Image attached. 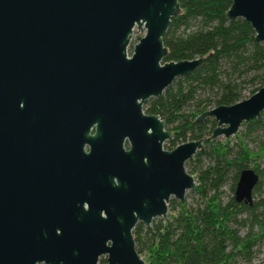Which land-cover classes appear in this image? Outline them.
<instances>
[{
    "label": "water",
    "instance_id": "95a60500",
    "mask_svg": "<svg viewBox=\"0 0 264 264\" xmlns=\"http://www.w3.org/2000/svg\"><path fill=\"white\" fill-rule=\"evenodd\" d=\"M177 12L176 0H0V264H145L132 230L195 190L184 166L202 148L164 150L170 132L142 110L213 53L162 61ZM225 15L264 44V0H230ZM263 112L264 86L195 121L228 139ZM257 182L241 170L234 202L251 205Z\"/></svg>",
    "mask_w": 264,
    "mask_h": 264
},
{
    "label": "trees",
    "instance_id": "16d2710c",
    "mask_svg": "<svg viewBox=\"0 0 264 264\" xmlns=\"http://www.w3.org/2000/svg\"><path fill=\"white\" fill-rule=\"evenodd\" d=\"M176 1L178 12L162 38L166 49L162 61L193 60L208 50L213 53L196 70L175 79L158 97L149 99L142 110L163 121L173 147L175 142H202V148L185 163L195 180L199 204L190 207L171 201L168 207L174 212L169 219L147 228L137 223L132 230L134 248L138 256L145 254V264H230L238 256L250 260L252 248L264 239V221L258 222L261 213L257 212L264 208V194L249 206L234 202L233 195L222 203L221 188L230 181L233 194L239 172L252 169L258 176L252 197L259 195L264 146L259 144L252 151L238 136L234 143L210 139L215 122L211 118L195 119L215 107L245 99L241 91L247 77L250 85H256L249 96L264 86V44L254 41L243 20L227 19L230 0ZM240 126L245 137L264 134V117L261 114L260 121L250 120ZM201 159L208 163L201 166ZM246 222L258 225V232L241 238L231 226Z\"/></svg>",
    "mask_w": 264,
    "mask_h": 264
},
{
    "label": "rangeland",
    "instance_id": "374dc122",
    "mask_svg": "<svg viewBox=\"0 0 264 264\" xmlns=\"http://www.w3.org/2000/svg\"><path fill=\"white\" fill-rule=\"evenodd\" d=\"M139 31L134 29L133 32H132L129 45H128L127 50H126V53H127L128 56L130 55V53L132 51V47H133V45H134V43L136 41V37L138 38L137 34H139ZM143 35H144V30L141 29L140 37H142ZM247 79H248V77L245 79L246 81H245V84L243 85L242 91H241V96L243 98L248 97L250 90L256 86V85H250L249 82L247 81ZM262 116L264 117V112L262 113ZM164 128L166 129L167 127H164ZM243 132H244V128L242 126H239L237 132L233 136L229 137L227 140H229L230 142L234 143L236 141V137L235 136H238L239 138H243V141L246 144L247 148L252 150V151L256 150V147L259 144H262L264 146V134L258 132L256 134H253L250 137H245V136H243ZM170 138L163 143L162 148L164 150H169L170 148L173 147L171 145V143L169 142ZM216 140L222 142L225 139L222 138V137H218V138H216ZM185 142H188V141H185ZM175 143H176V145L181 144L179 142H175ZM201 160H202L201 166H205L208 163V161L206 159L205 160L201 159ZM259 165L261 167L264 166V157H263V160L259 163ZM197 167H198V165H197ZM187 169L188 168H185L186 172H187ZM261 181H262L261 193L259 195H254L252 197L253 202L256 201L257 198L261 197V194H264V178L261 179ZM230 183L231 182L228 181L226 183V185L223 188H221V191H222L221 201H222V203L226 202L233 195L232 192L229 189L230 188ZM171 201H173L175 203H178L176 200H174L172 198L169 199V201L167 203V212H166L165 220L169 219L173 215V212H174V211H171L170 208L168 207V205H170ZM183 202H185V204L190 206V207H194L195 205L199 204V199H198L197 195L194 193V190H190V191H186L185 192L184 201ZM257 212L261 213V214H258V222H263L264 221V208L259 209ZM241 218H245V215H242ZM165 220H162L160 218L152 219L151 222H150L149 227L157 224L158 222L165 221ZM231 227H232V229L236 228L237 235L239 237H241V238L243 236H245L248 232H251V234H257V232H258V225L253 224L252 226H250V224L248 222H246L244 226L235 227V226L232 225ZM251 251H252V253H251L250 260H247V259H245V258H243L241 256H238V257L234 258L233 261L230 264H261L262 262H264V239L259 241L252 248ZM139 257L144 261V263H146L145 254H141ZM101 260H103V262H104V259L102 257H100L98 259V264H100ZM103 264H105V262Z\"/></svg>",
    "mask_w": 264,
    "mask_h": 264
},
{
    "label": "flooded vegetation",
    "instance_id": "af4514ba",
    "mask_svg": "<svg viewBox=\"0 0 264 264\" xmlns=\"http://www.w3.org/2000/svg\"><path fill=\"white\" fill-rule=\"evenodd\" d=\"M124 147H125V148H127V146H126V145H125ZM84 151H87V150H86V148L84 149Z\"/></svg>",
    "mask_w": 264,
    "mask_h": 264
},
{
    "label": "built area",
    "instance_id": "2783aa9c",
    "mask_svg": "<svg viewBox=\"0 0 264 264\" xmlns=\"http://www.w3.org/2000/svg\"><path fill=\"white\" fill-rule=\"evenodd\" d=\"M263 263V262H262Z\"/></svg>",
    "mask_w": 264,
    "mask_h": 264
}]
</instances>
